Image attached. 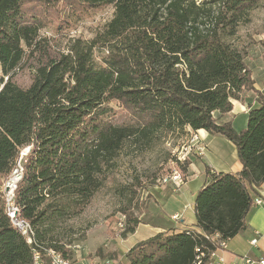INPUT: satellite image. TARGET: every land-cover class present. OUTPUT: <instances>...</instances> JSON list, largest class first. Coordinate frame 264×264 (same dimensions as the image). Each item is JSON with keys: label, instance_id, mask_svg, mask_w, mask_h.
<instances>
[{"label": "trees", "instance_id": "16d2710c", "mask_svg": "<svg viewBox=\"0 0 264 264\" xmlns=\"http://www.w3.org/2000/svg\"><path fill=\"white\" fill-rule=\"evenodd\" d=\"M259 2L0 0V264H32L35 245L11 225L1 192L27 145L16 204L36 243L67 260L71 242L57 229L90 202L121 150L128 144L153 149L190 130L229 139L241 169L222 172L205 164L194 223L138 240L115 264H205L219 247L214 234L227 240L245 227L251 192L264 180V95L232 37ZM109 5L112 16L101 30L38 61L26 88L13 81L38 51L48 23L67 28ZM248 91L259 104H249L246 126L235 130L220 116ZM177 162L184 180L187 160ZM138 223L128 221L122 235Z\"/></svg>", "mask_w": 264, "mask_h": 264}, {"label": "rangeland", "instance_id": "374dc122", "mask_svg": "<svg viewBox=\"0 0 264 264\" xmlns=\"http://www.w3.org/2000/svg\"><path fill=\"white\" fill-rule=\"evenodd\" d=\"M112 12L111 5L94 10L80 19L71 20L69 26L62 29L58 28L55 20L48 23L40 31L38 51L13 73V81L22 88L29 86L38 61L65 51L73 38L92 37L111 18ZM232 42L245 53L248 66L256 71L264 69V0H260L258 6L239 23ZM186 144V136L169 135L146 151L137 150L129 144L125 146L107 180L90 202L80 213L59 225L57 231L63 241L71 242V254L78 258L90 257V260L97 255L101 264H115L116 252L112 251L120 243V238L125 239L128 235H122L128 221L134 218L142 222L150 220L147 210L152 205L153 190L155 186L166 185L163 179L170 177L174 171H182L177 161L187 160L180 158ZM22 151L19 160L23 159ZM170 207L172 205L168 204L167 208ZM143 228L141 226L137 233L130 235V241L126 240L123 244L129 245L131 240L145 235Z\"/></svg>", "mask_w": 264, "mask_h": 264}, {"label": "crops", "instance_id": "0c3cea01", "mask_svg": "<svg viewBox=\"0 0 264 264\" xmlns=\"http://www.w3.org/2000/svg\"><path fill=\"white\" fill-rule=\"evenodd\" d=\"M254 79V87L264 95V69L256 71L249 65ZM257 106V95L253 91L246 92L245 101H233L231 111L220 116L221 121H231L235 130H240L246 126L247 112L250 105ZM187 137V144L183 149V155L187 157L185 177L181 184H168L169 186H155L151 207L147 210V216L150 220L142 222L139 219L135 231L129 233L125 239L120 238V243L116 244L113 253L116 252L113 259L123 261L124 252L135 241L145 239L159 230L171 227H182L191 225L195 221L193 203L196 191L203 182V169L205 164L215 171L238 172L242 165L237 157L235 145L226 137L220 134H210L204 129L196 131L190 130ZM196 144L202 146V150L197 152ZM254 198L253 205L249 209L246 217V225L233 237L227 239L224 248L215 250L213 256L205 264H216L218 257H222L223 264H243V257H249L253 260L264 258V180L256 191L251 192ZM171 196V197H170ZM163 198H167L163 201ZM260 202H256V199ZM169 205L172 207L167 208ZM168 210V211H167ZM177 218H172L173 215ZM189 214V215H188ZM153 220V221H151ZM143 226L145 235H139L138 239L131 240L129 245H124V241H130V235L139 231ZM142 230V231H143ZM257 237V242L253 245L251 239ZM108 251V250H107ZM106 251V252H107ZM71 258L70 264H101L99 256L78 258L75 254ZM252 264H258L253 262Z\"/></svg>", "mask_w": 264, "mask_h": 264}, {"label": "built area", "instance_id": "2783aa9c", "mask_svg": "<svg viewBox=\"0 0 264 264\" xmlns=\"http://www.w3.org/2000/svg\"><path fill=\"white\" fill-rule=\"evenodd\" d=\"M30 146L27 145L23 147V159L18 160L14 164L13 174H8L1 184V192L4 193L5 196V211H7L9 214L12 215V226L17 231H26V237L30 239V229L28 228V221H23L22 215L20 212H17V206H16V190L18 186V182L21 179L22 169H23V163H25L26 155L28 153ZM196 150L197 152H200L202 150V146L200 144H196ZM187 158V157H186ZM184 161V159H182ZM183 181V175L182 172L176 171V177L164 179V184H175L179 185ZM256 202H260V200L257 198L255 200ZM172 218L176 219L177 215H173ZM214 239H217L219 247L218 248H224L226 246V239L219 238V235L216 233L212 236ZM257 242V237H254L251 239L250 243L255 244ZM217 248V249H218ZM35 250V257L32 259V264H70V260L68 259V263H59V259L54 256V254H48L44 251H40L39 249ZM204 253V252H200ZM199 253V254H200ZM215 253L214 251H211L208 255V260L211 256H213ZM46 257V259H45ZM198 259V255L196 256V260ZM48 260V262H47ZM243 264H252L253 262H257L258 264H264V258H259L257 260H253L249 257H243ZM224 260L222 257H218L216 264H223Z\"/></svg>", "mask_w": 264, "mask_h": 264}, {"label": "bare ground", "instance_id": "6f19581e", "mask_svg": "<svg viewBox=\"0 0 264 264\" xmlns=\"http://www.w3.org/2000/svg\"><path fill=\"white\" fill-rule=\"evenodd\" d=\"M13 169H14V166L11 169L10 174H13ZM173 177H176V171H174L173 174L170 177H166L164 179H169V178H173ZM21 179H22V174H21ZM164 179H163V183H164ZM3 196H4V193H3ZM4 201H5V196H4ZM16 206H17V204H16ZM17 212H19V207L18 206H17ZM7 215L9 216V218L12 221V215L9 214L8 212H7ZM23 221H25V220H23ZM28 228H31L30 229V239L26 237V231H20L24 235V237L26 238V242L27 243H33L35 245L34 247H36V249H39L40 251H44L45 253H48V254H54V256H56L59 259V263H68V260L65 259L59 252L55 251L53 248H48V247L45 248V247H42L41 245H39L38 243H36L34 230L29 225V223H28ZM32 251H33V257H35V250L33 249ZM195 264H200V262L198 261Z\"/></svg>", "mask_w": 264, "mask_h": 264}]
</instances>
